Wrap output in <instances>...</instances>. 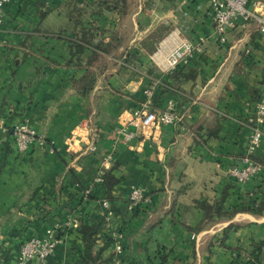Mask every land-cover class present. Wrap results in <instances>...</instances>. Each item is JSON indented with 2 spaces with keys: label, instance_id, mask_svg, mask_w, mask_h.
<instances>
[{
  "label": "crops",
  "instance_id": "0c3cea01",
  "mask_svg": "<svg viewBox=\"0 0 264 264\" xmlns=\"http://www.w3.org/2000/svg\"><path fill=\"white\" fill-rule=\"evenodd\" d=\"M44 1L61 8L67 0ZM197 3L201 10L181 0L170 5L172 12L189 20L187 39L197 43L204 38V56L198 59L202 49L192 56L198 77L179 90H166L163 84L153 88L154 107L164 109L172 101L178 120L163 125L153 136L136 130V137L127 141L122 136L123 121L144 99V89L152 80L166 76L171 51L166 40L161 51L155 43L142 45L159 23L144 34L137 30L143 26L141 3L134 12L130 4L121 20L107 11L98 17L101 27L117 31L119 43L108 53L100 52L87 68L83 62L68 64L65 33L31 31L37 24L31 17V2L13 9L9 17L16 13V19L1 24L0 121L7 127L26 122L46 146L18 155L11 136L0 132V262L14 260L24 240L53 229L58 241L45 264H74L70 247L74 240L79 242L76 217L102 215L99 202L106 186L95 179L103 157L112 152L116 168L111 175L121 180L111 189L114 218L104 231L120 232L122 220L115 209L123 208L132 188L142 189L148 198L121 232V264H229L236 254L245 260L254 243H261L257 264H264V177L239 184L229 174L230 168L241 165L239 154L246 150L243 119L252 114L248 89L260 87L264 79V33L252 19L245 27L228 30L226 41L219 44L204 15L205 1ZM61 22L50 14L43 25L55 29ZM173 32L177 45L178 35ZM206 54L215 58L211 65L218 62L208 73ZM240 59L244 63L235 73ZM88 71L96 74V82L83 97L77 81ZM227 83L236 95L224 89ZM213 113L220 117L218 136L196 143L194 131ZM262 131L255 155L264 162V123ZM92 144L94 150L85 152ZM84 189L93 199L83 198ZM222 194L229 211L241 206L257 210L258 202L263 204L257 213L241 210L203 223V210L194 202L212 203ZM58 227H62L59 238ZM111 253L112 246L104 255Z\"/></svg>",
  "mask_w": 264,
  "mask_h": 264
},
{
  "label": "trees",
  "instance_id": "16d2710c",
  "mask_svg": "<svg viewBox=\"0 0 264 264\" xmlns=\"http://www.w3.org/2000/svg\"><path fill=\"white\" fill-rule=\"evenodd\" d=\"M168 3H173L177 0H166ZM198 0H188L190 5L197 3ZM31 2L32 6L30 11L31 17L36 18L37 24L31 28L34 33L39 32H49V33H65L67 40V49L69 54L68 64L73 63L75 65L81 64L83 62L84 67H88L91 61L95 60L100 52L108 53L117 47L119 39L117 38L116 30L104 29L98 24V17L103 16L105 11L115 14L116 19L121 20L124 18L130 10V0H67L61 4V8H54L52 5L45 3L44 0H12L10 3L6 4L3 8L4 18L3 23L6 22L7 18L16 19V13H13L12 17L9 14L14 9L20 8L21 4ZM194 8V6H193ZM50 14L60 18L62 21L55 29L54 26H44L43 21ZM87 20V21H86ZM117 20V21H118ZM1 26V25H0ZM234 28V27H233ZM100 30V35L98 36L97 31ZM169 31V26L160 24L153 30L152 33L148 34L146 39L143 40L142 45L147 46L149 43H156V41L166 32ZM215 40V39H214ZM217 43L220 44L217 40ZM226 41V40H225ZM87 52L88 55H87ZM197 54V53H196ZM195 56V54L193 55ZM194 57H191L186 63H179L173 69L168 70L166 76L161 80L162 87L164 89H175L179 90L181 85L187 81H194L199 75L197 66L192 62ZM245 59L248 60V57ZM245 59H240L234 65L235 73H239L242 68L243 61ZM128 61V59H125ZM249 61V60H248ZM218 62H215L212 66L216 67ZM78 91L81 96L86 97L89 95L96 82V74L93 72H85L78 79ZM259 84L264 85V79H262ZM254 86L248 89L250 101H252L251 111L252 114L249 117L243 119L244 126L246 127L247 133L249 132V126L254 125L255 112L254 105L258 99L262 96V87ZM226 91H231L236 95V90L234 91L227 83L224 88ZM234 91V92H233ZM154 102V101H153ZM220 117L216 113H213V117L210 121H206L199 125L194 131V140L196 143L205 144L206 140L210 138H215L218 136L220 131ZM7 135L11 134V129L7 127ZM45 143L46 140L44 139ZM246 156V150L239 154L240 163L242 165V158ZM253 161L257 162L262 170L255 177H264V162L256 155L249 156ZM241 165H235L239 167ZM116 168V163L111 162V164L104 170L102 176V184L106 186V193L104 198L107 199L111 208L114 210L112 202L115 197L111 193V189L114 185L120 182L121 179H116L112 177L111 173ZM85 190V189H84ZM83 190V191H84ZM83 197V193H82ZM83 198L86 200L93 199L90 193H87ZM82 200V199H81ZM128 199L124 201L122 209H115L116 213L122 220V226L120 232L123 233L125 226L134 217V213L140 208L143 203L141 200L137 206L132 211L126 210V204ZM257 202L254 199V203ZM263 201L258 202L257 210H253L248 206H241L239 208H232L230 211L224 206V196L223 194L220 198L216 199L212 203L207 201L196 200L194 205L203 210V223H210L216 220V218H221L222 216L230 217L234 213L241 210H249L251 212H260ZM49 212V210L47 211ZM77 219V236L79 242L73 241L70 247L73 253L74 264H108L111 259L110 256L104 255L107 248L112 246L113 237L111 234L104 231L105 228V218L103 215L98 217H90L85 214L78 215ZM58 232V238L62 235V227L56 228ZM261 243H254L253 249L250 251L248 257L245 260L239 258V255H235L229 264H257L259 263V245ZM124 249V246H123Z\"/></svg>",
  "mask_w": 264,
  "mask_h": 264
},
{
  "label": "built area",
  "instance_id": "2783aa9c",
  "mask_svg": "<svg viewBox=\"0 0 264 264\" xmlns=\"http://www.w3.org/2000/svg\"><path fill=\"white\" fill-rule=\"evenodd\" d=\"M12 0H0V25L3 22V8ZM183 3L188 0H181ZM206 3L204 15H206L212 25V36L220 43L226 40L227 31L233 27H245L254 19L257 23L258 31L264 33V3L261 0H204ZM201 4L195 3L194 10H201ZM185 14V13H184ZM179 43L174 46L167 55L166 70L173 69L179 63H186L196 52L201 50L204 38L192 42L185 36H180L178 29H175ZM165 38V37H164ZM162 41V40H161ZM201 44H200V43ZM160 45V42H159ZM248 52V50H246ZM162 85L161 80L153 79L150 87L144 89V99L132 110L129 118L123 121L122 136L130 140L136 137V130L141 135H151L158 131L163 125L173 124L178 120V116L173 111V102L168 101L164 109H157L153 105V88ZM255 121L253 126H249L246 144V156L242 158V165L230 168L229 174L239 184H243L255 177L262 170V167L249 156L255 155L260 146L263 136L262 125L264 123V95H262L254 105ZM129 127V129H128ZM11 138L13 139L15 150L18 155H24L31 149H42L46 146L44 138L39 136L26 122L11 126ZM7 126L0 121V132L7 133ZM94 150V146L89 145L85 152ZM114 160V154L107 153L100 164L96 182H102L104 170ZM89 189L85 190V194ZM141 200H148L142 189L134 187L128 194L126 210L132 211ZM99 208L105 218V227L110 228L114 218V210L110 202L103 198L99 202ZM75 224V223H72ZM69 226L70 223H66ZM53 229H47L44 236H32L24 240L15 256L14 260H2L0 264H45L52 255L57 241L54 238ZM113 237L111 259L108 264H121L123 253L124 236L121 232L111 233Z\"/></svg>",
  "mask_w": 264,
  "mask_h": 264
},
{
  "label": "rangeland",
  "instance_id": "374dc122",
  "mask_svg": "<svg viewBox=\"0 0 264 264\" xmlns=\"http://www.w3.org/2000/svg\"><path fill=\"white\" fill-rule=\"evenodd\" d=\"M130 1H131V7H132L131 12L135 11V6H137L139 3H141L143 6V9L141 11L142 12L141 18H142L143 26L137 27V30H140L141 32L143 31L142 34H144L147 31L149 32V31L153 30L155 28V25L158 23H159L158 25L164 24V25L169 26V31L164 33L155 43L157 45V51L159 49H161V43L166 40L167 37H165V36L169 35L173 31H175V29L179 30L180 36L182 35V36L187 37L189 35V32L185 26V25H187L189 20L184 18V16H180V13L175 14L174 12H172V7H171L170 3H168V1H166V0H130ZM166 6L168 7V9H165ZM228 37H229V35H228ZM159 42H160V45H159ZM203 48H204V46H203V44H201L202 50L198 55V59H201L204 56L203 55ZM223 49H226V48L224 47ZM224 55H225V53H222V55L219 56L220 59H218V60H220V62L225 57ZM205 58L208 59V62L206 64L209 63L207 66H205L207 68V73L214 71V69L218 66V64H217V66L213 68V66L211 65L212 61L215 58L213 59V57L212 56L210 57V55L208 56V54L205 55ZM209 65H211V67ZM209 76L210 75H208V77Z\"/></svg>",
  "mask_w": 264,
  "mask_h": 264
},
{
  "label": "bare ground",
  "instance_id": "6f19581e",
  "mask_svg": "<svg viewBox=\"0 0 264 264\" xmlns=\"http://www.w3.org/2000/svg\"><path fill=\"white\" fill-rule=\"evenodd\" d=\"M173 34H175V32H171L168 36H167V38H166V42L168 43V44H170V46H171V49L174 47V46H176V43H174L175 41H174V39H172V35ZM163 43V42H162ZM161 49H163V44H161ZM161 49H160V51H161ZM170 52V51H169ZM160 54V53H159ZM158 54V55H159ZM165 54V53H164ZM161 55V54H160ZM166 55V54H165ZM163 57V56H162ZM165 57V56H164ZM164 59V58H163ZM165 60V59H164ZM163 60V61H164ZM167 61V60H166ZM165 62V61H164ZM163 62V63H164ZM166 63V62H165ZM166 66H167V63H166Z\"/></svg>",
  "mask_w": 264,
  "mask_h": 264
},
{
  "label": "water",
  "instance_id": "95a60500",
  "mask_svg": "<svg viewBox=\"0 0 264 264\" xmlns=\"http://www.w3.org/2000/svg\"><path fill=\"white\" fill-rule=\"evenodd\" d=\"M56 234V233H55Z\"/></svg>",
  "mask_w": 264,
  "mask_h": 264
}]
</instances>
